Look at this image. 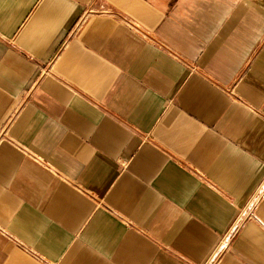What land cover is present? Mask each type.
Wrapping results in <instances>:
<instances>
[{
  "label": "crops",
  "instance_id": "obj_1",
  "mask_svg": "<svg viewBox=\"0 0 264 264\" xmlns=\"http://www.w3.org/2000/svg\"><path fill=\"white\" fill-rule=\"evenodd\" d=\"M232 229L218 264H264V0H0V264H210Z\"/></svg>",
  "mask_w": 264,
  "mask_h": 264
},
{
  "label": "built area",
  "instance_id": "obj_2",
  "mask_svg": "<svg viewBox=\"0 0 264 264\" xmlns=\"http://www.w3.org/2000/svg\"><path fill=\"white\" fill-rule=\"evenodd\" d=\"M122 165L127 166V163L123 162ZM233 229L231 230L230 234L227 236L226 240L223 241L222 245L220 247H218L217 250L215 251V253L213 254L210 264H218L219 263L220 255L223 253L224 249L228 247Z\"/></svg>",
  "mask_w": 264,
  "mask_h": 264
}]
</instances>
